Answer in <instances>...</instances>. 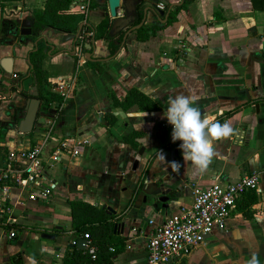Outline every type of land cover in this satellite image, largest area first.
Masks as SVG:
<instances>
[{
  "label": "crops",
  "instance_id": "obj_1",
  "mask_svg": "<svg viewBox=\"0 0 264 264\" xmlns=\"http://www.w3.org/2000/svg\"><path fill=\"white\" fill-rule=\"evenodd\" d=\"M95 1L103 2L105 7L89 5L87 22L95 25L105 15L112 20L107 1ZM44 3L45 0H0V39L6 38L0 42V58L13 56V73L8 74L0 66V81L30 69L27 56L35 47V39L21 30H25L24 22L32 21V11L42 9ZM261 3V0H189L175 11L172 22L149 37L141 40L136 32H129L111 56L106 42L94 38L89 49L93 59L85 55L86 43L90 41L84 43L83 50L80 41L64 37L68 32L45 27L41 35L50 45L42 58L45 76L49 84L68 83V91L64 96L58 93L62 96L60 102L55 100L45 106L40 101L34 125L38 130L28 133L21 132L18 125L34 85L31 73L24 81V96L14 87L5 97L0 95V161L8 150L36 143L47 128L53 138H47L45 152L54 149L60 138L69 140V145L79 152L73 155L71 149H65L61 160L48 167L47 178L55 186L46 199L20 202L23 192L16 186L8 190L6 200L11 203L15 218L9 227L16 229V235L12 239L7 234L0 237V264H11L13 260L22 264H62V255L75 237L70 228L67 203L70 198L109 206L117 222L124 221L123 229L118 227L116 232L125 238V247L113 257L114 264H148L146 243L153 226L180 205L191 203L192 182L207 187L234 181L251 172L259 174L251 216L245 215L236 201L226 219V231L215 228L189 254L158 264H247L253 253L264 264ZM125 15L124 7L117 9V16ZM141 19L142 11L138 9L133 20L114 35L124 34ZM4 20L10 22L9 29ZM155 22L157 18L148 13L141 25ZM85 30L92 34L90 29ZM95 61L102 65L100 71ZM7 84L4 81L0 89L6 91ZM131 86L161 99L162 106L155 110L133 107L128 111L110 106L107 93L122 97ZM178 94L192 96L204 115L220 123L227 122L233 128L229 138L215 142L217 155L204 172L184 161L183 154L173 158L170 155L172 126L162 117L167 102ZM257 103L259 109H252ZM106 110L116 114L114 123L104 116ZM47 120H52V125ZM135 129L146 132L139 139L146 152L139 160L144 164L142 170L132 168L137 150L123 140L124 135ZM158 152L164 154L165 162L158 159ZM173 161L180 164L178 171L170 165ZM164 195L167 199L161 200ZM42 232L56 236L45 238Z\"/></svg>",
  "mask_w": 264,
  "mask_h": 264
},
{
  "label": "built area",
  "instance_id": "obj_2",
  "mask_svg": "<svg viewBox=\"0 0 264 264\" xmlns=\"http://www.w3.org/2000/svg\"><path fill=\"white\" fill-rule=\"evenodd\" d=\"M90 1L74 0L71 10L82 11L87 16ZM158 7L165 6L159 2ZM179 45H183L181 41ZM68 88L69 84L63 81H56L53 85V89L63 96L66 95ZM46 123L52 125V120H47ZM48 133L47 128L45 133L38 137L37 142L27 148L8 150L4 160L0 161V192H2L0 224L8 227L9 239L16 235V229L9 227L13 226L15 218L12 216V205L6 200L8 190L12 186L18 187L23 192L20 202L46 199L55 186V183L47 178L48 167L61 160V152L65 149H71L70 153L73 155L79 152L74 146L69 145V140L61 138L57 140L54 149L51 147L45 152V142L47 138L52 137ZM258 182L257 172L244 174L234 181L217 182L207 187L192 182L191 203L180 205L175 212L153 226L146 243L148 264H158L161 261L183 257L189 254L192 248L203 243L215 228L226 231V219L237 199L247 190L255 189ZM83 237L87 239L85 248L91 259H94L96 247L89 242L87 232ZM74 242L75 240H72V243ZM109 249L112 250L113 247Z\"/></svg>",
  "mask_w": 264,
  "mask_h": 264
},
{
  "label": "trees",
  "instance_id": "obj_3",
  "mask_svg": "<svg viewBox=\"0 0 264 264\" xmlns=\"http://www.w3.org/2000/svg\"><path fill=\"white\" fill-rule=\"evenodd\" d=\"M73 0H45L44 7L42 9H34L32 11L33 25L31 28V36L36 39L41 36V31L47 27H53L57 30H61L68 33H74L77 30L80 21H87V17L82 11L71 10V4ZM189 0H184L180 5L174 6L168 14L167 20L164 23L155 22L150 25H141L136 31L137 39H145L151 34L155 33L158 29L164 25L172 22L175 19V11L184 7ZM259 5L261 9H264V0ZM98 7L103 9L105 7L103 2H97L95 0L90 1V8ZM5 26H10L8 20H4ZM111 26V19L108 15H105L101 20L95 24H84L80 31L77 41L81 42V46L84 48V43L89 42L92 36L95 39H103L109 49L108 56L113 55L119 48L123 34L109 35V29ZM85 28L90 29L92 34L86 33ZM3 32L6 33V30ZM6 38L1 37L0 42H5ZM37 48L29 50V59L32 65L31 76L32 82L37 87V96L43 105L47 106L52 101L60 102L62 96L53 89V83L49 84L45 70L43 68L42 58L46 53V50L50 45L46 44L44 38L40 37L36 44ZM97 65V69L100 71L103 67L99 65L97 61L94 62ZM4 85H0L2 88ZM26 96H28L26 94ZM110 106L120 107L124 111H128L135 107L139 110H155L162 106L161 99L154 98L136 86H131L127 89L124 96H117L114 92L107 93ZM104 116L109 123L116 121V114L112 111L106 110ZM145 130L135 129L126 135L123 140L131 145V147L137 150L140 145V138L145 135ZM257 200V195L254 189L247 190L237 199V203L242 209V212L251 216L253 210L251 204ZM70 209V228L75 233V240L72 245H68L62 255V264H80L89 262L91 264H114L113 257L121 252L125 247V238L114 231V224L117 220L114 218L115 214L106 210L105 206L96 205L84 199L70 198L67 200ZM89 234V242L96 247V257L91 259L87 248H80L76 245L78 238L84 233ZM109 247H113L112 250ZM11 264H22L18 261H12Z\"/></svg>",
  "mask_w": 264,
  "mask_h": 264
},
{
  "label": "water",
  "instance_id": "obj_4",
  "mask_svg": "<svg viewBox=\"0 0 264 264\" xmlns=\"http://www.w3.org/2000/svg\"><path fill=\"white\" fill-rule=\"evenodd\" d=\"M106 1L108 5V13L112 18L111 26L108 32V34L111 36L114 35L115 32L120 31L121 29L126 27L128 23H130V21L133 20V17L135 13L138 12V9L142 11V19L138 23L133 24L132 26L128 27L125 30L123 37H122L121 45L125 41L126 35L129 32L137 31L138 27L144 22L148 13L153 14V16H155L158 21L164 22L166 21L168 14L172 10V8L174 9V6L180 5L183 2V0H179L176 2H169L168 0H106ZM131 1H132V4L131 6H129V2L131 3ZM159 2L163 3L166 9L159 8L158 7ZM120 7H124L126 10V15L124 17L117 16V9ZM131 13H133L132 16H131ZM86 23L89 24V22L85 20L80 21L78 24L77 30L74 33H67L64 37L76 42L79 37L82 26ZM32 24H33V21H30L28 23L24 22L23 25L26 27H25V30L22 29L21 32L23 34H31ZM40 37L44 38L42 35ZM40 37L34 40V44H35L34 49L37 48L36 44ZM93 45H94V37L92 36L90 43H86L87 50L85 51V55H86V58L88 59H93L91 57V51H89V49L92 48ZM75 46L76 45L74 44V49H75ZM27 62L30 68L29 70H26V72H23L21 75H14L13 77L9 79L0 81V85H4V81L8 82L7 90L5 92L0 90V95L10 94L11 88L14 87L16 88V90L21 92V94L24 96L25 94L24 81L30 76L31 67H32L28 56H27ZM0 66L3 68L5 72H7L8 74H12L13 73V56L11 55L2 56L0 58ZM29 93H30V97L26 99V103H25V114L23 118L20 120L19 125H18V129L21 132H25V133H28L32 129L38 130V127L37 126L34 127V125H35V119L37 117L38 110H39L40 99L37 96V87L35 84L32 86V90ZM259 105H260L259 103L255 104L252 107V109L258 110ZM169 141L170 142L168 144L171 145V148H170L171 157L173 158L175 156L181 155L182 150L179 147L180 143H178V141L173 142L172 138ZM137 154H138V157H136L133 160L132 168L133 169L138 168V170H142L144 164L140 162L139 160H140V157H144L146 154L144 150V145H140V147L137 149ZM167 197H168L167 195H164V196H161L160 199L165 200L167 199ZM106 210L113 211L112 208L109 206H106ZM123 226H124V221L116 222L114 224V230L116 231L118 227H121V229H123ZM41 236L45 238L54 239L56 235L53 233H49V232H42ZM86 242H87V239L82 236L78 238V240L76 241V245L84 249Z\"/></svg>",
  "mask_w": 264,
  "mask_h": 264
},
{
  "label": "clouds",
  "instance_id": "obj_5",
  "mask_svg": "<svg viewBox=\"0 0 264 264\" xmlns=\"http://www.w3.org/2000/svg\"><path fill=\"white\" fill-rule=\"evenodd\" d=\"M167 105L162 118L166 117L172 126V141L181 142L183 160L190 161L200 172L206 171L217 155L215 142L229 138L233 128L227 122L220 123L214 117L204 115L192 96L178 94ZM158 159L165 162L162 152H158ZM170 165L175 171L181 167L175 161ZM247 264H260L258 254L253 253Z\"/></svg>",
  "mask_w": 264,
  "mask_h": 264
},
{
  "label": "rangeland",
  "instance_id": "obj_6",
  "mask_svg": "<svg viewBox=\"0 0 264 264\" xmlns=\"http://www.w3.org/2000/svg\"><path fill=\"white\" fill-rule=\"evenodd\" d=\"M89 11V10H88ZM91 15V14H90ZM65 151H62L61 153L63 154ZM8 231V227L4 226L2 224H0V237L2 238L3 236H6ZM1 246V244H0ZM18 262H20V260H17Z\"/></svg>",
  "mask_w": 264,
  "mask_h": 264
},
{
  "label": "flooded vegetation",
  "instance_id": "obj_7",
  "mask_svg": "<svg viewBox=\"0 0 264 264\" xmlns=\"http://www.w3.org/2000/svg\"><path fill=\"white\" fill-rule=\"evenodd\" d=\"M163 9H165V7H164ZM0 90H2V89H0ZM2 91H4V90H2ZM4 92H5V91H4ZM1 97H5L4 94H1Z\"/></svg>",
  "mask_w": 264,
  "mask_h": 264
}]
</instances>
